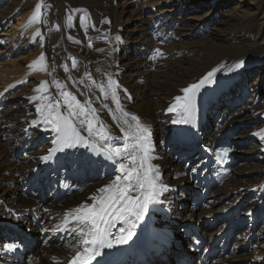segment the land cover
Returning <instances> with one entry per match:
<instances>
[{"label": "bare ground", "instance_id": "obj_1", "mask_svg": "<svg viewBox=\"0 0 264 264\" xmlns=\"http://www.w3.org/2000/svg\"><path fill=\"white\" fill-rule=\"evenodd\" d=\"M27 1L13 5L8 17L0 19V27L4 30L22 23L26 24L23 29L32 25L36 41H39L37 32L43 41L38 61L39 53H35V57L32 53L37 61L34 67H41V72L39 67L31 70L32 63L27 68L29 73H37L33 75L37 80L42 79L40 91L30 87L29 94L17 100V106L0 98V212L6 224L0 234V264H22L12 258L14 251L26 255V264H69L84 247L80 243L82 238L71 231L80 226L72 219V210L93 203L90 199L93 195L99 203L101 197L116 192L115 188L110 192H98L99 188L116 179L118 165L104 155H96L92 147L80 144L49 155V149L64 146L53 144L56 134L50 130V125L43 123V115L55 116L60 110H64L63 115H68L71 96L63 95L65 92L76 98L71 100L72 109H83L87 119L92 120L93 136L89 137L79 123L85 116L72 117L80 135L97 150L107 153L111 147L124 148L126 141L139 165L143 153L139 148L133 149V145L140 142L142 134L148 135L142 133V129L147 128L150 131L147 143L152 148L149 155L153 157L148 163L159 166L162 183L168 186L159 202L150 203L142 218L135 222L127 243H114L112 248H104L102 259L107 260L113 254L120 260L117 264H135L128 255L129 249L142 244L148 255L144 262L136 261V264H172L171 257L174 258L175 253L180 260L185 259V264H201L193 259L196 254L204 261L202 264H264V101L260 106L244 108L232 93L237 73L264 57V46L255 49L258 43L264 42V7L255 6L257 10L262 9L252 16L256 39L247 50L249 56L237 62L243 61L242 67L231 74L206 79L204 86L193 94L189 123L174 124L172 121L181 117L176 112H169L168 108L175 103L176 96H184L181 90L190 84L179 83L169 88L165 79L167 84L150 72L155 67L147 57L145 59L141 54L121 57L124 53L120 49L121 45H127L131 51L146 53L156 45H164L170 52L174 47L170 42L179 25L171 19V14L145 20L144 31L139 34L132 29L118 30L108 16L98 23L99 29H95L98 32L93 28L86 33L85 46L81 47L77 35L85 24L88 28L90 23L96 24L93 16L89 19L84 12L76 10L69 19L71 27L77 29V35L60 34L52 23L51 6L47 7L43 0H32L31 5ZM6 2L0 0V8ZM254 2L258 4V0ZM36 5H40L39 9ZM107 5L113 12L112 0ZM26 10V15L16 17ZM34 15L37 19H32ZM80 15L83 22L73 21ZM7 20L10 21L7 23ZM12 21L16 23L12 24ZM180 33L182 36L178 35L176 45L188 46L184 42L193 33ZM117 36L121 39L117 40ZM17 70L10 71L6 80L17 75L25 82L26 68L16 74ZM2 90L5 88H0V93ZM113 94L118 98L119 106L113 102ZM223 95L230 98V102H220ZM38 106L41 112L37 111ZM210 110H213V119L209 118ZM133 115L138 118L139 128L137 121L132 120ZM33 120L38 126L32 124ZM44 156H48L47 161L41 159ZM124 162L128 163L127 160ZM31 191L36 193L31 194ZM45 192H50L52 200L47 205L34 197ZM183 196L185 201H182ZM188 203L190 211L185 213L184 204ZM176 208L182 213H175ZM26 213L35 215L29 221L31 232L27 234L13 223ZM66 218L67 230H63ZM244 218L243 236H233L229 250L224 254L221 247L227 239L230 241L236 227L233 223ZM129 226L117 222L113 233L119 227L127 229ZM175 226L179 227L180 234L172 232ZM136 233L140 234L139 240L135 239ZM27 243L32 245V251L26 249ZM5 244L17 247L8 250L4 248Z\"/></svg>", "mask_w": 264, "mask_h": 264}, {"label": "rangeland", "instance_id": "obj_2", "mask_svg": "<svg viewBox=\"0 0 264 264\" xmlns=\"http://www.w3.org/2000/svg\"><path fill=\"white\" fill-rule=\"evenodd\" d=\"M5 1H7L6 5L0 8V19L8 17V12L11 10L13 5L22 2V0ZM43 1L47 7L49 5L51 6V15L53 16L52 23L54 28H56L57 32L60 34L70 32L71 34L74 33L77 35V29L71 27V19H69L71 15L76 13V10L84 12L83 14L88 16L89 19H92L93 16V22L96 24L90 23V28H88L85 24V27H83L82 30L80 29V32L77 35V39L79 40L78 42L81 47L85 46L86 33L93 28L95 32H98L95 30L99 29L98 23L105 20L108 16H110V20L113 21V25L116 24V28H118V30L119 28L120 31L123 29H132L134 32L139 34V31H144L145 25L143 22L145 20L160 18L161 16L165 17L171 14V16H173L171 19H173L175 23L178 22L177 24H179L177 25L179 33L176 31L174 33L175 36L172 37L170 43L171 46L174 47L170 50V52H168L164 45H156L155 49L151 48L146 52L148 54H146L145 51L142 52L140 50L133 49V51H131V47L129 48L127 45H121L120 47L122 53H124V56L121 55V57H127L130 54H132V56L134 54L139 56V54H141L143 58H148L147 60H150L151 65L155 67V70L151 68L150 72H152L155 76L157 75V79H161L162 81L165 79L168 84L165 81L164 83H166L169 88L170 85L171 87H174L179 83H181L180 85H184L186 83L184 85L186 86L188 84L199 82L203 78L207 77L208 73H213L210 77L211 79L233 73L236 70L235 63H237L239 59H244L249 56L247 55L249 53L247 50L250 46H252L256 39L252 16L257 11L261 12L262 10L261 8V10H257L256 7H264V0H258V4L254 2L256 5L253 3L254 0H177L178 2L176 0H112V8L114 10L111 12L112 9L107 5L109 0ZM24 2L28 1L24 0ZM31 4L32 0H29V5ZM245 9H247V13H245ZM27 11L28 10L17 14L18 16L16 15V17H23L26 15ZM250 11L252 12L250 13ZM30 17L31 15H29L28 19ZM10 20H7V23ZM73 21L83 22V17H74ZM15 23L16 22L12 21V24ZM25 25V23H22L19 27L15 25L9 26L6 30L0 27V88H5V90L1 91L0 98L5 99L6 101H12L15 106L19 103V101L17 103V100H21L24 96L29 94L28 89L30 87L37 91H40L42 88L40 84L42 83V79L38 78L39 80H37L33 76L37 73H29V70H27L31 63V70L39 67H34V65L37 63L43 51L42 37L39 34V41L37 42L33 26L30 25L23 29ZM189 31L193 33V36L184 42L185 45L188 46L183 47L182 45H176V39H179V36H182L180 32L187 33ZM262 46H264V42L258 43V46L255 47V49ZM157 49H159V52L156 51ZM33 52L34 57L35 53H39L37 61H35L32 56ZM63 57L64 55H62V58ZM229 57L232 58L231 62H229ZM127 61H129L128 58L125 62L127 63ZM263 67L264 57H260L254 64L242 68L237 73L238 75L234 84L235 88L231 91L237 99H240V101H238L241 103L240 106L248 108L252 106L254 107L255 105L260 106L263 103ZM25 68L27 71L25 82H23V78L21 76L17 75L16 77L11 75L6 80V78L10 75V71L18 69L16 71L17 74L21 69ZM39 69L41 72L42 68L39 67ZM159 70L160 73H158ZM45 72L46 70L41 73L42 77H44ZM3 80L5 81L1 83ZM129 80H131V78ZM220 98V102L224 104L230 102V98H224V95ZM43 108L46 109L45 106H43ZM63 112L64 110H60L59 114L63 115ZM209 118H214L213 110H210ZM212 129L213 123L211 126V130ZM32 193L36 192L31 191V194ZM34 197L41 199L40 201L43 203L46 201L44 205H47L52 201L49 198L50 192H45L44 194L40 193L36 196L34 195ZM182 201H185L184 196L182 197ZM177 203L179 205V201ZM184 206H186L184 212H188L190 210V205L184 204ZM175 211V213H182V211L178 208H176ZM225 212L226 211H224V213ZM32 216L35 215L32 213H26L21 215L20 220H15L14 222L12 220L11 221L14 223L15 227L25 231L27 234L31 232L28 228V224L29 221L32 220ZM217 217L221 218L222 215L218 214ZM3 221L2 212H0V234L2 233L3 225H6ZM244 221L245 218L236 222L235 230L231 233V238H229L230 242L233 236H243V229L245 227V224L243 223ZM260 224H258L257 227H259ZM5 229H7V226H5ZM178 229L179 227L175 226L172 229V232L180 234ZM7 230L9 231V229ZM40 240L43 241V238ZM182 252L184 253L183 250ZM174 255L179 257L176 253ZM24 257H26V255H24Z\"/></svg>", "mask_w": 264, "mask_h": 264}, {"label": "snow or ice", "instance_id": "obj_3", "mask_svg": "<svg viewBox=\"0 0 264 264\" xmlns=\"http://www.w3.org/2000/svg\"><path fill=\"white\" fill-rule=\"evenodd\" d=\"M39 7L40 5H36L37 9ZM37 15H34L32 19H37ZM37 35H39V32H37ZM116 39L120 40L121 38L117 36ZM156 51L159 52V49ZM243 63V61H240L235 67L239 69ZM212 75L213 73H208V76L200 80L199 83H193L184 87L181 90L184 96L178 95L174 98L175 103L168 108V111L178 113L181 119H174L172 123H189L193 111V94L199 91L204 86V81ZM63 95L71 96V100L76 99L75 96H72L68 92L63 93ZM32 99L35 98L33 97ZM112 99L119 106V100L115 94H113ZM71 100L68 102L67 116L57 114L50 117L42 114L43 123L46 126L50 125V130L56 134L53 144H62L64 146L59 149H49V155L54 156L57 151H63L64 148H72L84 144L92 147L96 151V155H104L114 165H118L116 179L111 184L98 189L99 193H105L115 188V194L101 197L99 203H96L97 196L93 195L90 197L93 203L83 204L72 210L74 213L72 219L80 226L71 229V231L82 238L80 243L84 247L83 252H77L69 264H90L93 259L101 256L104 248H112L114 243H127V240L131 238L135 222L142 218L150 203L159 202L160 196L168 190V186L162 183L159 166L154 164L149 165L148 163L153 157L149 155L152 148L147 143L150 135V131L147 128L142 129V133H148V135L142 134L140 142L133 145V149L139 148L143 153L140 157V163L137 165L136 157L128 150L126 141L124 148L111 147L107 153H104L97 150L94 144L81 136L74 126L72 117L74 116L79 119L80 116H85V119H79V123L88 133L89 137L93 136V122L91 119H87V114L83 109L74 111L71 106ZM49 107L51 106L49 105ZM57 108H59V105H57ZM37 111L41 112L39 106L37 107ZM92 111L95 113L96 110L92 109ZM85 120H87L86 127ZM132 120L137 121V127L139 128L138 118L133 115ZM32 124L38 126L35 120L32 121ZM106 139H111V137H107ZM41 159L47 161L48 156L41 157ZM125 160L128 163H125ZM92 163H95V161H92ZM192 171L195 172L196 169L193 168ZM117 222L127 223L130 226L127 229L119 227L118 231L114 234L113 229L117 228ZM63 230H67V218L65 229ZM113 236L115 237L114 239H112ZM15 247H17L15 244L4 245V248L8 250H12ZM96 264H105V260H97Z\"/></svg>", "mask_w": 264, "mask_h": 264}]
</instances>
